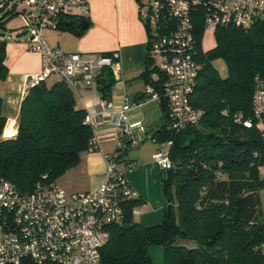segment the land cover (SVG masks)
Listing matches in <instances>:
<instances>
[{
  "label": "trees",
  "instance_id": "16d2710c",
  "mask_svg": "<svg viewBox=\"0 0 264 264\" xmlns=\"http://www.w3.org/2000/svg\"><path fill=\"white\" fill-rule=\"evenodd\" d=\"M13 0H0V79L7 74L3 38L6 21L17 14ZM82 16L62 13L56 28L81 34ZM194 59L200 63L190 101L201 111L196 123L181 129L169 126L165 109L155 141L171 140L172 166L161 168L168 183L167 210L156 224L142 225L132 218L141 199L124 204L120 222L110 225L101 247L106 264H151L150 244L165 247L166 264H264V220L259 190L264 187V125L251 112L255 75L264 77V21L249 27L219 25L213 29L214 45H201L204 30L200 8L191 12ZM145 65L139 73L145 85L162 95V75L150 53L147 24ZM112 54L114 52H105ZM221 57L226 75L212 60ZM153 73H156L153 76ZM115 82L112 70L103 67L95 78L101 98L108 99ZM134 104L150 97L146 91L126 96ZM0 96V175L20 189H30L42 175L56 180L87 150L93 131L83 119L86 109L76 104L73 88L62 78H46L26 87L19 104L16 132L2 137L6 117ZM242 117L236 120L237 115ZM249 120L250 124L244 123ZM120 150L118 156L125 153ZM173 185L174 201L169 190ZM17 264H37L29 258Z\"/></svg>",
  "mask_w": 264,
  "mask_h": 264
},
{
  "label": "built area",
  "instance_id": "2783aa9c",
  "mask_svg": "<svg viewBox=\"0 0 264 264\" xmlns=\"http://www.w3.org/2000/svg\"><path fill=\"white\" fill-rule=\"evenodd\" d=\"M26 5H37L32 20L21 13L27 27V48L38 52L40 70L25 75L26 85L37 83L50 74H56L71 87L78 83L95 85L99 70L116 69L112 54L98 53L93 58L79 52H66L48 43L45 28H56L57 17L75 10L79 15L88 12V0H24ZM200 8L204 28L219 25L249 27L264 21V0H140L139 18L151 30L150 53L155 57L161 73L162 97L169 126L181 129L196 123L201 111L195 108L190 95L196 83L200 63L193 57L191 12ZM154 25V29H151ZM156 73H153L155 76ZM251 97V112L258 126L264 125V77L255 75ZM150 97L160 95L146 85ZM132 105L127 97L116 103L101 98L97 105L100 115L106 114L113 126L114 151L104 154L106 166L101 183L89 189H67L57 180L45 175L30 189H20L0 175V264H17L29 258L37 264H106L101 261L100 249L107 242L109 227L120 222L123 204L137 197L124 169L136 166L126 154L118 156L127 145H135L152 134L146 133L141 120H130L127 110ZM98 113L86 111L83 121L93 131L87 150L99 147L95 129ZM239 113L236 120L239 121ZM249 125L250 121L245 120ZM171 140L158 141L152 152L153 160L163 169L170 168ZM264 261V246L261 249Z\"/></svg>",
  "mask_w": 264,
  "mask_h": 264
},
{
  "label": "crops",
  "instance_id": "0c3cea01",
  "mask_svg": "<svg viewBox=\"0 0 264 264\" xmlns=\"http://www.w3.org/2000/svg\"><path fill=\"white\" fill-rule=\"evenodd\" d=\"M13 1L15 10L19 14L23 8L19 7L18 2L22 0ZM13 1H10L8 5ZM139 1L88 0L89 8L85 15H79L75 10L64 12L86 19L87 25L81 34L57 28L43 30L50 45L57 46L66 52H79L87 58H93L101 52H114L116 69L112 73L115 82L108 99L116 103L135 92H143L146 88L144 81L139 77L145 65L147 52V29L137 12ZM16 33L18 34V31ZM4 63L7 66V74L4 79H0L1 109L6 117L4 128L9 120H13L14 134L17 128L19 104L27 87L24 77L40 70V56L38 52L27 48L26 37L21 39L17 35L6 42ZM72 88L78 106L85 108L86 111L98 113L97 105L101 97L96 85L84 86L78 83ZM127 113L130 120H141L145 132L152 134L158 128L162 116L160 100L148 97L135 102L129 107ZM97 117L99 124L95 129V136L99 147L94 151H82L79 162L57 178V181L67 189H89L99 185L103 180L106 166L104 154L114 151L115 146L113 126L109 117L99 113ZM3 131L2 137H7L3 135ZM125 148L126 156L134 160L136 165L138 160L146 161L145 155L139 151L133 154L126 153L127 147ZM156 148L150 152V156ZM120 163L125 165L124 161L120 160L118 165ZM119 168L124 169L122 166ZM261 173L264 176V167ZM125 176L128 179L126 174ZM139 194L138 197L143 199ZM259 196L264 220V187L259 190Z\"/></svg>",
  "mask_w": 264,
  "mask_h": 264
},
{
  "label": "rangeland",
  "instance_id": "374dc122",
  "mask_svg": "<svg viewBox=\"0 0 264 264\" xmlns=\"http://www.w3.org/2000/svg\"><path fill=\"white\" fill-rule=\"evenodd\" d=\"M18 4L19 7L23 8V10H21L19 14L17 13L9 17L6 21L7 24H5L6 29L2 30V36L7 40L13 39L17 35L21 39L27 37L28 31L21 18V13L23 12L28 20H32L33 15H37L39 10L37 5H26L24 0L19 1ZM151 29H154V25H151ZM17 31L18 34L16 33ZM201 42L204 48L214 45L215 38L213 29L204 28ZM212 63L221 76L226 75V65L221 57H215L212 60ZM57 78L58 76L56 74H50L47 76V81L51 82ZM3 132V135L7 137L13 134V120H9L7 122ZM157 146H159L158 141H154L152 138H146L142 142L135 145H127L126 153L130 152L133 154L139 151L141 154L145 155L146 161L141 162L138 160V164L130 170L126 169L125 165L123 166L122 163L119 164L126 171L125 174L128 176V179L131 180L130 182L133 186L132 188L137 197L139 193L143 197V199H141V201L135 204L132 208L133 220L141 223L142 225L158 223L161 220L164 208L166 207V199L162 192L163 181L161 167L153 160L152 156H150V152ZM169 190L173 197L172 201H174L173 185H170Z\"/></svg>",
  "mask_w": 264,
  "mask_h": 264
},
{
  "label": "water",
  "instance_id": "95a60500",
  "mask_svg": "<svg viewBox=\"0 0 264 264\" xmlns=\"http://www.w3.org/2000/svg\"><path fill=\"white\" fill-rule=\"evenodd\" d=\"M87 25L86 19H82L78 22L77 27L84 28ZM160 107L164 109V100L163 97L160 96ZM162 192L166 200H169L170 195L168 191V183L163 182L162 183ZM164 210H167V207L164 208ZM147 254L149 256V259L151 261V264H166L165 263V247L161 245L156 244H150L147 246Z\"/></svg>",
  "mask_w": 264,
  "mask_h": 264
}]
</instances>
